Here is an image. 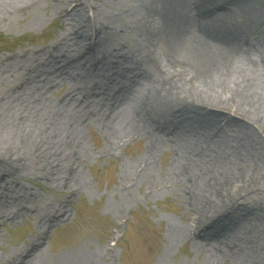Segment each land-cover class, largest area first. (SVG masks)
<instances>
[{
	"label": "rangeland",
	"instance_id": "374dc122",
	"mask_svg": "<svg viewBox=\"0 0 264 264\" xmlns=\"http://www.w3.org/2000/svg\"><path fill=\"white\" fill-rule=\"evenodd\" d=\"M57 1L0 0V153L8 152L0 162V264L254 263L245 247L255 241L264 246V0L230 6L234 23L245 29L235 43L205 41L207 50L221 54L214 75L227 88L216 96L229 98L233 109L253 107L260 118L254 138L232 126L218 131L193 125L172 129L174 134L158 129L162 141L155 146L149 132L132 131L131 105L163 73L190 70L186 50L173 46L162 15L148 8L150 0H66L64 8ZM191 1L166 4L197 33L201 16ZM77 3L83 10L69 16ZM86 15L96 21L91 32L101 28L105 38L79 35L77 24ZM88 42L114 56L116 69L143 73L114 110H87L101 102L97 91L104 84L97 68L86 72L79 62ZM51 54L69 58L61 64ZM236 78L244 91L234 88ZM26 133L34 137L24 139ZM189 137L206 150L190 164L200 182L225 171L257 181L239 199L252 210L232 213L217 229L221 241L185 238L192 210L177 173L188 158ZM13 161L19 166L14 174L8 169ZM72 172L81 176L76 183L69 180ZM58 207L66 212L52 224ZM36 238L39 252L29 253Z\"/></svg>",
	"mask_w": 264,
	"mask_h": 264
},
{
	"label": "bare ground",
	"instance_id": "6f19581e",
	"mask_svg": "<svg viewBox=\"0 0 264 264\" xmlns=\"http://www.w3.org/2000/svg\"><path fill=\"white\" fill-rule=\"evenodd\" d=\"M166 1L168 4V2L176 0H150L148 8H153L162 15L172 33L173 46H181L183 50H186V65L190 70L182 68L175 74L163 73L148 84L147 88L136 97L131 105L130 115L134 122L132 131L135 133L149 132L152 146L162 141L158 129L174 134L177 130L186 131L193 125L212 127L218 131L227 126H232L235 129L248 131V134L252 132L251 137L254 138L253 128L260 124V118L255 115L253 107L248 104L233 109L229 98L223 99L216 96L219 90L224 92L227 88L220 77L214 75V71L218 69H214L213 64L221 57V54L219 50H207L205 46V41L209 40L216 47L221 45L229 47L242 36L245 29L238 23H234L229 10L235 2L238 3L237 0H189L192 2L191 7L197 12L196 15L198 14L197 18L201 16V19H197V33H192L177 20L174 13L168 9ZM66 4V0H58L56 7L64 8ZM79 4L77 3L72 7L71 12L68 13L69 16L83 10V8H79ZM71 6L72 4L65 9L68 10ZM85 17L77 24L80 29V31L77 30L79 35L84 39H87L88 36H98L99 39L105 38L107 33L102 31L103 35H101V28L95 29V32L92 29L91 32L92 27L96 28L94 17L91 15ZM69 24H72V22ZM82 49H84V55L81 59L78 56L77 61L79 59V62L88 68L85 70H83L84 68H74V72L78 73L82 70L91 72L90 69L94 72L92 68L95 67L98 69V74L104 78V80L102 79L104 81L103 86L97 91L102 94V97H99L101 102L94 103V108L89 105L87 110L95 112L98 108L104 106L107 109L113 108L114 110L131 94L133 86L141 80L143 73L137 70L123 69L122 65H119L116 69L110 64L111 58L114 56L108 55L105 51L96 50L90 42L85 44ZM188 53L195 54L197 59L188 57ZM51 55L54 61L60 62L61 60V64L69 58L66 55L65 59H55L56 56ZM118 60L121 59L118 58ZM72 63L69 65H72ZM63 68H65V65ZM121 70H123L122 74ZM236 80L234 83L236 91H244V81L239 82L238 78ZM186 84L191 90L189 93L186 91ZM112 115L113 113L110 117ZM172 129H175V132H172ZM32 137L34 136L29 133L24 135V139ZM63 143L60 145H63ZM186 146L188 158H186V162H182L178 167L177 173L178 178L183 177V180L186 181L185 192H188L186 198L192 210L185 238L200 240L215 238V240L221 241L222 237L218 235L217 229L230 220L228 217L232 213V215L241 214V211L252 210L253 205L251 203H240L239 199L243 197L240 196L241 191H250L256 186L257 181L254 179L245 181V175L225 171L220 172L221 174H208L206 180L200 182V176L190 172V164L195 159L194 157L206 155V150L190 137ZM56 151L57 148H55ZM7 154L8 152L0 153L1 164L6 162ZM12 163L9 164L8 169L14 174L19 166L14 161ZM55 169L57 168L53 167L51 172ZM68 177L70 182L74 181L75 183L77 179L81 178L79 173L73 174V172ZM243 180L244 183L240 188L235 187L237 182ZM12 190H10V193H12ZM10 193L8 192V194ZM65 212L61 207L52 211L50 223L53 224L61 219L63 217L62 213ZM47 224L51 226L48 222ZM38 239L36 238L28 244L29 253L35 254L38 251ZM256 243L257 241L255 243L250 242L249 247H245L251 250V258L255 260L251 264H264V246L262 250V248H257L258 244ZM246 244H248V241ZM80 261H76L75 264H79Z\"/></svg>",
	"mask_w": 264,
	"mask_h": 264
}]
</instances>
